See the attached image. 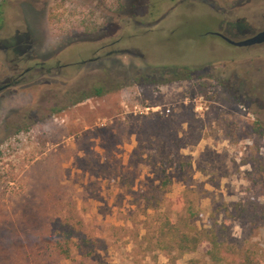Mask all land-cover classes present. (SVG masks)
Returning <instances> with one entry per match:
<instances>
[{
    "label": "rangeland",
    "instance_id": "1",
    "mask_svg": "<svg viewBox=\"0 0 264 264\" xmlns=\"http://www.w3.org/2000/svg\"><path fill=\"white\" fill-rule=\"evenodd\" d=\"M0 9V82L30 68L0 92V264H210L207 242L160 244L167 216L181 229L226 219L229 240L264 252V43L216 33L238 18L261 30L264 0ZM16 34L25 43L6 49ZM116 69L148 80L64 107L76 81Z\"/></svg>",
    "mask_w": 264,
    "mask_h": 264
},
{
    "label": "trees",
    "instance_id": "2",
    "mask_svg": "<svg viewBox=\"0 0 264 264\" xmlns=\"http://www.w3.org/2000/svg\"><path fill=\"white\" fill-rule=\"evenodd\" d=\"M2 21V10L0 9V28L3 23ZM181 73L183 75L175 73L176 75L172 80L192 78L187 68L183 69ZM112 74L111 72L105 71L103 79H79L76 81L65 91L69 102L64 107L74 106L87 99L100 97L114 90L122 89L127 83L139 84L148 80V76L143 75L138 69H134L133 73L116 69L115 76ZM122 77L125 81H120ZM260 126L261 124L257 123V129ZM235 205L237 216H244V207H241L239 204ZM226 212L229 213V207L227 206L224 216H228ZM225 222L226 219L221 223H216V226L209 228H197L196 226L190 225L188 229H181L176 222L171 221L167 216L159 227V232L162 237L159 239L160 244L169 248V250L186 253L196 251L199 245L207 242L209 247L206 253L210 264H262L264 262V252H259L252 245L246 246L241 241L229 240L225 233L227 229ZM63 238L64 235L57 238L56 249L59 254L67 257L70 254L71 246L66 241L70 240V237L66 236L64 238H67L66 241H62Z\"/></svg>",
    "mask_w": 264,
    "mask_h": 264
},
{
    "label": "flooded vegetation",
    "instance_id": "3",
    "mask_svg": "<svg viewBox=\"0 0 264 264\" xmlns=\"http://www.w3.org/2000/svg\"><path fill=\"white\" fill-rule=\"evenodd\" d=\"M223 22V21H222ZM225 27L223 29V31L220 30H216L217 34L219 35L220 39L222 41H225L227 43H229L228 41H226L225 37L230 38L232 40H235L237 38H240L239 40H243L249 37L254 36L256 33H258L259 31L264 30V27L261 30H252V28L248 25V23L245 21V19L242 18H238L235 21H225ZM222 23H220L221 26ZM219 26V28H220ZM19 35L16 34L14 37H12V42H10L7 48H11L13 51H17L21 45V43L24 42L23 38H19ZM239 40H235V41H239ZM25 43V42H24ZM230 44V43H229ZM40 67L42 68V66L40 65ZM23 77V75H19L18 78H16L15 80H13L12 82H16V81H20L21 78ZM12 78V79H14Z\"/></svg>",
    "mask_w": 264,
    "mask_h": 264
},
{
    "label": "water",
    "instance_id": "4",
    "mask_svg": "<svg viewBox=\"0 0 264 264\" xmlns=\"http://www.w3.org/2000/svg\"><path fill=\"white\" fill-rule=\"evenodd\" d=\"M226 41H228L230 44L235 45V46H251V45H256V44H262L264 43V30L259 31L258 33H256L254 36L243 39V40H239V41H235L232 40L230 38L225 37ZM95 60V59H90V61ZM30 70V68L25 69L20 75H22L23 73H26ZM16 78L12 79V77H6L5 79H3L0 82V92L5 90L6 88L16 85L17 83H19V81L16 82H12L13 80H15Z\"/></svg>",
    "mask_w": 264,
    "mask_h": 264
},
{
    "label": "built area",
    "instance_id": "5",
    "mask_svg": "<svg viewBox=\"0 0 264 264\" xmlns=\"http://www.w3.org/2000/svg\"><path fill=\"white\" fill-rule=\"evenodd\" d=\"M146 110H148V108H145ZM170 111V109L169 108H166L165 109V112L167 113V112H169Z\"/></svg>",
    "mask_w": 264,
    "mask_h": 264
}]
</instances>
